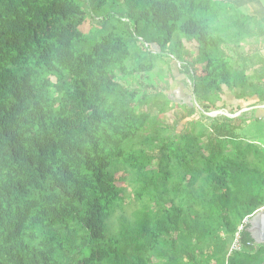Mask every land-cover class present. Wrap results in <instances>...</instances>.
<instances>
[{
  "label": "trees",
  "instance_id": "16d2710c",
  "mask_svg": "<svg viewBox=\"0 0 264 264\" xmlns=\"http://www.w3.org/2000/svg\"><path fill=\"white\" fill-rule=\"evenodd\" d=\"M112 1L102 22L124 24L84 51L81 2L0 0V264H262L246 219L264 149L243 112L196 115L264 104V21L229 0ZM165 53L159 80L178 64L192 102L147 80Z\"/></svg>",
  "mask_w": 264,
  "mask_h": 264
},
{
  "label": "rangeland",
  "instance_id": "374dc122",
  "mask_svg": "<svg viewBox=\"0 0 264 264\" xmlns=\"http://www.w3.org/2000/svg\"><path fill=\"white\" fill-rule=\"evenodd\" d=\"M79 2H81L83 5H85L86 8V15H85V20L84 22L80 25V30L83 31L88 37V43L80 46V49H83L84 51H89L91 48V45L97 41H99L101 39V36L104 35L105 33H107L109 30H111L112 24L116 25V26H121L124 24V22L119 21L118 19L113 18L111 20L110 23H105L102 22V18L107 15V13H112L114 15L117 16V14L119 12H121V10L123 9L120 4H114V2L112 0H106V2L99 8H96V5L101 1V0H92V3L86 2L85 0H77ZM231 2H234L235 4H238L240 6H244L248 11L253 12V14L259 15L260 17L264 16V7L262 6V3L264 2V0H229ZM188 47L191 50V56L188 58L191 60L192 56H194L196 54V45L195 43H191V44H187ZM154 48H156V46H154ZM247 46H242V48H240V51H245L247 50ZM153 61H155V70L153 71V73H150L149 78L147 79L148 81L150 80L151 83H153L154 85H152L153 87H155L157 90L159 89H165L168 88L170 86L169 89V93L172 96H178L180 95L182 92L176 89V84L173 83L172 87H171V82L172 76L175 77V74L173 69H171V77L166 75L165 79L163 81H160L159 79H163V77L166 74V66L170 65V61H169V55L167 53L163 54V55H159V56H155L152 58ZM193 60V59H192ZM162 62H166L165 65H162ZM175 65L178 67V64L175 63ZM169 71H167L168 73ZM157 75V76H156ZM118 79L121 80H127V82L129 81V86H133L138 88L139 90H142L144 88V84H140V83H135V79L134 81L129 80V78H124V77H118ZM177 80V79H176ZM187 84V83H186ZM167 85V86H166ZM185 84H183L182 89L185 90V95L188 96V101L192 102V97H191V93H190V85L187 84L185 89ZM243 105V104H242ZM245 108L247 109V105H245ZM245 108H243V111L245 110ZM239 112L241 111H237L235 113H230L229 111H227L226 109L222 110V109H218V110H210L209 112L204 113L202 110H199V112L197 113L196 116H198L199 114H205V116H215L218 114H224L227 115L229 117L239 115ZM250 109L241 113L240 115L243 114V117L245 116H249ZM182 109L181 108H174L173 111L169 112L166 116V122L167 123H174L176 122V116H174L175 114H179L182 115ZM177 115V116H179ZM188 120H183L179 123V129H183L186 125H187ZM204 123L208 124V120L204 119ZM264 128V125L259 123L258 121L254 120L251 121V123L249 121H247L245 123V126L242 127L239 130V134L243 137H247L251 135H255L257 134V131L261 130ZM130 192V196L129 198L132 199V194L131 191ZM132 204V203H130ZM128 208H133L132 206L128 205Z\"/></svg>",
  "mask_w": 264,
  "mask_h": 264
},
{
  "label": "crops",
  "instance_id": "0c3cea01",
  "mask_svg": "<svg viewBox=\"0 0 264 264\" xmlns=\"http://www.w3.org/2000/svg\"><path fill=\"white\" fill-rule=\"evenodd\" d=\"M262 6L264 7V2L262 3ZM251 12V11H250ZM253 14V12H251ZM259 18H261L263 21H264V16L263 17H260L259 15H257ZM263 53H264V49H263ZM172 68H173V71L174 73L176 74L175 75V78L171 80V87H172V84L175 83L176 84V89L179 90V91H183L180 95L178 96H174V98H176V100L178 101H183L185 99L183 93H185V90L182 89V86H183V79H182V75H180L178 73V67L173 63L172 65ZM177 79V80H176ZM186 87V86H185ZM184 87V89H185ZM255 99L253 100H244V101H236L235 100V97L232 95V94H229L227 93L224 97V101L227 102V104H234V102L236 101L237 103H240V104H243L244 105V108H245V105H249L250 103H253ZM225 109V108H224ZM250 109V114L249 116H245L244 118H246V121H244L242 127L245 126V123L247 121H249L251 123V121H258L259 123L263 124L264 125V104H256V105H251V106H247V109L245 108V110L243 111V109H241L240 111L241 112H245L247 110ZM239 112V114L241 113ZM243 115V114H242ZM247 140H253L255 141L256 143L259 144L260 147H262L264 149V128L257 131V134H255L254 136L251 135L250 136H247L245 137Z\"/></svg>",
  "mask_w": 264,
  "mask_h": 264
},
{
  "label": "water",
  "instance_id": "95a60500",
  "mask_svg": "<svg viewBox=\"0 0 264 264\" xmlns=\"http://www.w3.org/2000/svg\"><path fill=\"white\" fill-rule=\"evenodd\" d=\"M247 231L256 244H264V210L254 212L248 219ZM264 264V262L262 263Z\"/></svg>",
  "mask_w": 264,
  "mask_h": 264
},
{
  "label": "built area",
  "instance_id": "2783aa9c",
  "mask_svg": "<svg viewBox=\"0 0 264 264\" xmlns=\"http://www.w3.org/2000/svg\"><path fill=\"white\" fill-rule=\"evenodd\" d=\"M258 210H264V205L260 206L256 211H258ZM248 219H246V222H248ZM241 228H242V226H240L239 229H241ZM238 249H240V241H239V233L237 232L236 235H235V238L233 239V241H232V243L230 245V249L229 250L231 252L233 250H238Z\"/></svg>",
  "mask_w": 264,
  "mask_h": 264
}]
</instances>
